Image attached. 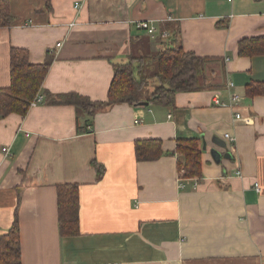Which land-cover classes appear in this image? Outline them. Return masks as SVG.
<instances>
[{
  "label": "crops",
  "instance_id": "1",
  "mask_svg": "<svg viewBox=\"0 0 264 264\" xmlns=\"http://www.w3.org/2000/svg\"><path fill=\"white\" fill-rule=\"evenodd\" d=\"M8 2L0 88L9 84L11 47L26 49L31 63L51 59L43 100L0 119V235L17 207L21 264H264V95L246 94L250 82L264 83V54L238 53L240 39L264 36V0ZM142 20L171 36H148ZM174 33L185 51L207 59L205 88L176 93L174 106L140 105L148 98L140 97L88 118L51 102L65 93L105 101L114 64L151 55ZM231 94L241 96L235 109L213 102ZM148 138L165 152L198 139L200 177L180 186L177 154L136 160L134 141ZM64 183L78 184L75 236L59 235L56 186Z\"/></svg>",
  "mask_w": 264,
  "mask_h": 264
},
{
  "label": "trees",
  "instance_id": "2",
  "mask_svg": "<svg viewBox=\"0 0 264 264\" xmlns=\"http://www.w3.org/2000/svg\"><path fill=\"white\" fill-rule=\"evenodd\" d=\"M13 17L8 0H0V29L10 26ZM238 53L242 56L264 54V36L245 37L238 42ZM155 65L154 72L147 76L144 61ZM207 59L182 48L179 36L174 33L170 43L147 57L129 55L128 61L113 65V77L105 101H92L76 93H65L55 99L54 104H68L79 112L92 117L97 110L116 103L130 105L140 102L141 90L151 79L154 82L146 102L153 105L174 106L176 93L196 91L206 86L203 75ZM51 59L42 63H31L24 48L11 47L9 50V84L0 88V119L9 114L24 115L29 103L42 91V84ZM248 96L264 95V83L250 82L246 86ZM85 125L77 128L84 133ZM166 154H177L179 178L192 179L201 175V150L195 138L179 139L174 150L165 152L162 141L156 138L134 141V155L138 161L159 159ZM95 170L102 167L92 159ZM101 174V172L99 171ZM98 173V175H99ZM57 188L58 230L61 237L79 234V189L77 183H64ZM0 264H21L20 230L18 208L14 210L12 224L0 235Z\"/></svg>",
  "mask_w": 264,
  "mask_h": 264
},
{
  "label": "built area",
  "instance_id": "3",
  "mask_svg": "<svg viewBox=\"0 0 264 264\" xmlns=\"http://www.w3.org/2000/svg\"><path fill=\"white\" fill-rule=\"evenodd\" d=\"M227 1H232V0H227ZM79 4L78 3H75V7H78ZM137 27L139 29H142L145 31V33L150 36V37H160L161 39H167L168 37L171 36V33L169 30L167 29H159L157 26L151 24V22L149 21H145V20H142V21H139L137 23ZM232 87V83L229 82L228 83V88ZM43 100V95L38 93L33 100L30 101L29 103V108L30 107H33V106H36L38 103H40L41 101ZM241 101V96L237 95V94H231L230 95V99L227 103L225 102H222L219 100L218 97H214L213 98V102L217 105H222V106H228L232 109H235V107H237L239 105ZM234 117L237 119L240 117V114L238 112H235L234 113ZM26 135L28 133H25ZM224 138L227 139L228 141H233L234 138L232 136L229 135V133H225L224 134ZM2 153H3V156L4 157H7L10 155V151H9V147L8 146H5V147H2ZM239 173V172H238ZM180 186H182V180L180 179ZM256 188L257 185H256Z\"/></svg>",
  "mask_w": 264,
  "mask_h": 264
},
{
  "label": "rangeland",
  "instance_id": "4",
  "mask_svg": "<svg viewBox=\"0 0 264 264\" xmlns=\"http://www.w3.org/2000/svg\"><path fill=\"white\" fill-rule=\"evenodd\" d=\"M144 44H145V46H147L146 45L147 44L146 42ZM143 51L147 54V58H148V51H146V50H143ZM144 62H145L144 63V67L146 66V64L149 65V66H147V68H144L145 69L144 73L147 76H149V75H151L154 72L155 65L150 60L144 61ZM153 85H154V82L151 79H148V81L144 85L143 89L141 90V97H149L150 91L152 90Z\"/></svg>",
  "mask_w": 264,
  "mask_h": 264
},
{
  "label": "water",
  "instance_id": "5",
  "mask_svg": "<svg viewBox=\"0 0 264 264\" xmlns=\"http://www.w3.org/2000/svg\"><path fill=\"white\" fill-rule=\"evenodd\" d=\"M139 104L140 105H146L147 102H140ZM213 141H214V144L217 145L218 147H221V148L227 150L226 142L224 140L215 138ZM205 148H206V146H205V143L203 142L202 149H205ZM210 153L216 162H218L221 159V154L217 150L210 149ZM225 156L230 157L231 155L229 154V152H227Z\"/></svg>",
  "mask_w": 264,
  "mask_h": 264
}]
</instances>
